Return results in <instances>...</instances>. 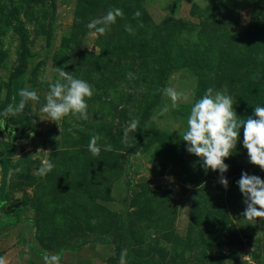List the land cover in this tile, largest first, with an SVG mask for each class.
<instances>
[{
    "label": "rangeland",
    "instance_id": "obj_1",
    "mask_svg": "<svg viewBox=\"0 0 264 264\" xmlns=\"http://www.w3.org/2000/svg\"><path fill=\"white\" fill-rule=\"evenodd\" d=\"M115 9L103 34L87 27ZM57 67L91 85L86 118L41 111ZM166 87L188 100L172 108ZM209 87L241 120L264 105V0H0V113L38 96L0 119V262L264 264L236 183L264 170L238 142L225 188L174 128Z\"/></svg>",
    "mask_w": 264,
    "mask_h": 264
},
{
    "label": "clouds",
    "instance_id": "obj_2",
    "mask_svg": "<svg viewBox=\"0 0 264 264\" xmlns=\"http://www.w3.org/2000/svg\"><path fill=\"white\" fill-rule=\"evenodd\" d=\"M119 15H121L119 9L109 10L101 18L91 20L87 27L103 34L106 27L114 23L115 17ZM135 15L138 16L139 12ZM126 30L131 31V28L126 27ZM56 73L55 81L48 84L49 94L45 97L46 102L41 111L46 114L48 120L55 122L69 115L80 119L86 118L87 99L93 94L91 85L85 80L68 75L61 67H57ZM163 94L171 101L172 108H176L178 102L188 100L185 92L172 87L164 88ZM18 95L19 102L14 106L9 105L0 113V119L5 120L9 116L19 114L24 111L27 101L38 100L36 92L27 88L19 89ZM233 105V98L226 90H214L209 87L191 104L186 126L181 129L174 125L182 140L186 142V151L198 157L206 171L209 169L218 171L219 183L225 188L228 187V179L224 173L229 168L225 158L234 153L238 142L247 150L249 162L264 170V105L254 106L253 114L244 120L239 118L240 115ZM168 110L167 105L161 109L162 112ZM134 130L133 126L131 131ZM129 131L130 129L125 127L123 139L126 140ZM97 141L98 137L92 136L87 146L94 157L101 151ZM52 167L51 162L43 164L38 174L43 175ZM236 183L245 204L243 217L264 220V179L244 171ZM125 257L126 250H122L120 264H125ZM43 259L47 264L49 259L54 261L56 258L46 256Z\"/></svg>",
    "mask_w": 264,
    "mask_h": 264
},
{
    "label": "trees",
    "instance_id": "obj_3",
    "mask_svg": "<svg viewBox=\"0 0 264 264\" xmlns=\"http://www.w3.org/2000/svg\"><path fill=\"white\" fill-rule=\"evenodd\" d=\"M3 192H4V186H2L0 189V196H2Z\"/></svg>",
    "mask_w": 264,
    "mask_h": 264
}]
</instances>
